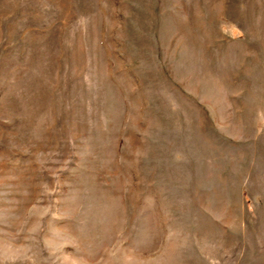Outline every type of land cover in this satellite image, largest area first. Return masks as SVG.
Returning a JSON list of instances; mask_svg holds the SVG:
<instances>
[{"label": "rangeland", "instance_id": "374dc122", "mask_svg": "<svg viewBox=\"0 0 264 264\" xmlns=\"http://www.w3.org/2000/svg\"><path fill=\"white\" fill-rule=\"evenodd\" d=\"M0 264H264V0H0Z\"/></svg>", "mask_w": 264, "mask_h": 264}]
</instances>
